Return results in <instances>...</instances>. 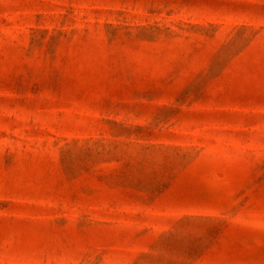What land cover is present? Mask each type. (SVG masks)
Masks as SVG:
<instances>
[{"label": "rangeland", "instance_id": "1", "mask_svg": "<svg viewBox=\"0 0 264 264\" xmlns=\"http://www.w3.org/2000/svg\"><path fill=\"white\" fill-rule=\"evenodd\" d=\"M0 264H264V0H0Z\"/></svg>", "mask_w": 264, "mask_h": 264}]
</instances>
